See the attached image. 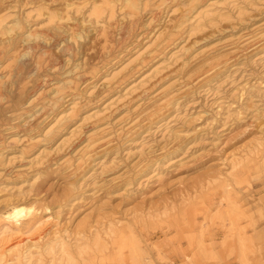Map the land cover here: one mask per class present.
Instances as JSON below:
<instances>
[{
  "label": "rangeland",
  "instance_id": "374dc122",
  "mask_svg": "<svg viewBox=\"0 0 264 264\" xmlns=\"http://www.w3.org/2000/svg\"><path fill=\"white\" fill-rule=\"evenodd\" d=\"M1 227L0 264H264V0H0Z\"/></svg>",
  "mask_w": 264,
  "mask_h": 264
},
{
  "label": "bare ground",
  "instance_id": "6f19581e",
  "mask_svg": "<svg viewBox=\"0 0 264 264\" xmlns=\"http://www.w3.org/2000/svg\"><path fill=\"white\" fill-rule=\"evenodd\" d=\"M28 50L30 51H35L36 47L33 45L28 46ZM115 76V75H114ZM112 77V75L110 76ZM108 77V78H110ZM106 78V79H108ZM35 99H30V104L34 102ZM27 203H14V204H10L8 207V209L6 210V212L3 214V220L5 221V224H12L13 226H15L16 228H19L23 225L24 220L27 217H31L35 214V208L33 205H26ZM10 227H1L0 228V247L2 246V244L4 243V241L7 240V235H10ZM136 248V246H135ZM11 249H9L7 252H10ZM63 250V249H62ZM68 252L67 254V259H66V263L68 261H72L73 257L71 252L68 250H63V252ZM64 254V253H63ZM5 252L1 254V257L5 256ZM20 256V255H18ZM17 256V264H29L31 262V256L28 253L27 255H25V253L23 254V257H18ZM54 256H56L54 254Z\"/></svg>",
  "mask_w": 264,
  "mask_h": 264
}]
</instances>
